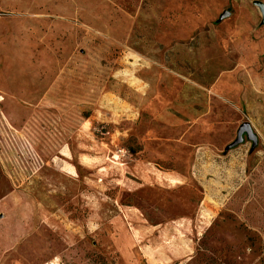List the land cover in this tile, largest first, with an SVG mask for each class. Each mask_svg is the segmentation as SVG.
Here are the masks:
<instances>
[{
	"label": "rangeland",
	"instance_id": "374dc122",
	"mask_svg": "<svg viewBox=\"0 0 264 264\" xmlns=\"http://www.w3.org/2000/svg\"><path fill=\"white\" fill-rule=\"evenodd\" d=\"M255 1L0 0V264H264Z\"/></svg>",
	"mask_w": 264,
	"mask_h": 264
},
{
	"label": "water",
	"instance_id": "95a60500",
	"mask_svg": "<svg viewBox=\"0 0 264 264\" xmlns=\"http://www.w3.org/2000/svg\"><path fill=\"white\" fill-rule=\"evenodd\" d=\"M254 4L260 9L262 15H263V22H264V3H262L261 1H255ZM229 12H225L222 15V18H225L226 16H228ZM244 135H247V138L249 140H252L254 145H256L257 143V136L254 133L251 124L249 122H245L243 123L238 132H237V138L236 140L231 143L230 145H228V147L226 148V150H229L233 147L238 146L239 144H241L244 141Z\"/></svg>",
	"mask_w": 264,
	"mask_h": 264
}]
</instances>
